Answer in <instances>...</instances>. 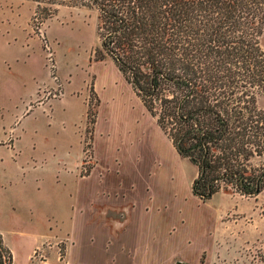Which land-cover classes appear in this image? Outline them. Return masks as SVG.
<instances>
[{
    "label": "trees",
    "instance_id": "16d2710c",
    "mask_svg": "<svg viewBox=\"0 0 264 264\" xmlns=\"http://www.w3.org/2000/svg\"><path fill=\"white\" fill-rule=\"evenodd\" d=\"M33 1L98 11L96 61L116 64L198 168L195 196L264 191V0ZM8 252L0 236V264Z\"/></svg>",
    "mask_w": 264,
    "mask_h": 264
},
{
    "label": "crops",
    "instance_id": "0c3cea01",
    "mask_svg": "<svg viewBox=\"0 0 264 264\" xmlns=\"http://www.w3.org/2000/svg\"><path fill=\"white\" fill-rule=\"evenodd\" d=\"M100 66L113 76V85L132 113L142 112L150 128L142 124L140 133L150 135L154 145L150 153L169 164L159 167L156 161H139V157L123 166L113 161L105 120L98 114L95 164L83 174L87 94L82 97L73 91L69 96L64 85L59 98L41 102L58 109L50 122L56 119L59 125L53 130L54 140L44 138V145L37 147L34 170L40 172L42 187L27 205L29 215L19 220L23 230L14 229L8 239L1 236L12 264H220L223 209L196 212L187 209L181 194L169 191L184 182L187 159L180 156L116 64L108 58L91 68ZM95 91L100 95L98 88ZM49 183L56 184L58 192H44ZM193 197L201 200L194 193ZM60 240L67 241L64 257L56 247ZM19 244L28 247L27 252L21 254Z\"/></svg>",
    "mask_w": 264,
    "mask_h": 264
},
{
    "label": "rangeland",
    "instance_id": "374dc122",
    "mask_svg": "<svg viewBox=\"0 0 264 264\" xmlns=\"http://www.w3.org/2000/svg\"><path fill=\"white\" fill-rule=\"evenodd\" d=\"M97 25L98 11L89 6L0 0V236L3 239L11 238L16 228L23 230L19 220L29 215L27 205L32 202L33 193L42 187L40 172L38 168L34 170L37 147L44 145V138L54 140L53 130L59 125L56 119L50 122L58 109H53V113L41 102L59 98L64 85L69 96L73 91L80 92L82 97L87 94L83 174L89 173L95 164L94 129L91 133L87 130L98 114L105 120V126H101L108 130L113 161L123 166L139 157V161H156L159 167L169 164L150 153L153 141L149 134L140 133L142 124L146 130L150 126L140 110L132 113L113 85L109 71L102 66L91 68L100 46ZM262 45L264 48V37ZM185 161L189 169L184 182L169 191L181 194L187 209L196 212L223 209L224 258L220 264H264V191L256 197L222 192L206 202L198 201L192 193L198 168ZM170 177H174L173 186H176V176ZM43 191L58 192V187L49 183ZM66 243L60 240L56 246L61 257L65 255ZM17 250L23 254L28 247L19 244ZM3 261L6 264L10 261L9 254H4Z\"/></svg>",
    "mask_w": 264,
    "mask_h": 264
},
{
    "label": "built area",
    "instance_id": "2783aa9c",
    "mask_svg": "<svg viewBox=\"0 0 264 264\" xmlns=\"http://www.w3.org/2000/svg\"><path fill=\"white\" fill-rule=\"evenodd\" d=\"M54 67V66H53ZM61 251V250H60Z\"/></svg>",
    "mask_w": 264,
    "mask_h": 264
}]
</instances>
